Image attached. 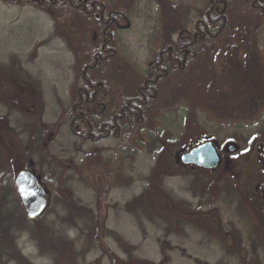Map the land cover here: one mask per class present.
Instances as JSON below:
<instances>
[{"label":"rangeland","instance_id":"374dc122","mask_svg":"<svg viewBox=\"0 0 264 264\" xmlns=\"http://www.w3.org/2000/svg\"><path fill=\"white\" fill-rule=\"evenodd\" d=\"M100 1L125 9L109 41L119 57L108 74L117 101L149 77V62L167 37L177 38L171 26L191 31L207 0ZM231 4L243 12L238 22L231 13L195 67L163 87L153 127L125 144L81 140L64 120L75 88L84 86L74 48L81 18L70 14L59 25L36 6L0 0V172L11 171L2 208L16 203L21 170L32 171L49 196L39 220L14 233L32 264H111L107 250L153 264H264L254 192L262 180L257 156L264 157V11ZM125 67L127 79L119 72ZM109 97L97 101L108 105ZM39 131L45 146L30 147ZM199 138L220 147L218 172L179 164ZM63 240L71 245L65 253ZM4 254L3 264H18Z\"/></svg>","mask_w":264,"mask_h":264},{"label":"trees","instance_id":"16d2710c","mask_svg":"<svg viewBox=\"0 0 264 264\" xmlns=\"http://www.w3.org/2000/svg\"><path fill=\"white\" fill-rule=\"evenodd\" d=\"M5 1L36 6L51 15L59 25L66 21L70 14L81 18L80 27L83 39L81 41V37L78 38L80 43H77L78 45L74 48L77 64L81 66L80 78L84 86L75 88L73 101L64 113V120L69 123L72 134L81 140H89L91 136L115 135L116 137L120 130L118 125L121 128L123 120L126 123L125 128L129 129L124 132L122 139L125 144L136 132L153 127L154 118L159 112L157 99L161 96L163 87L168 84V88L172 89V79L186 76L191 68L195 67L202 54L212 48L214 42L223 36L231 13L233 18L235 17V23L243 14L242 11H236V8L231 4L232 0H207L206 7L199 14V19L194 23L191 31L187 32L175 25L171 26L170 35L175 33L177 38L172 40L167 37L162 48L149 62L147 70L150 74L149 77L135 84V93L125 94L117 99L118 102L115 101L116 104L111 103L110 107L115 105L114 113L110 112L94 117L91 108L94 105L93 99L109 97L112 91L108 74L110 69L118 63L119 57L109 41L121 18H125V9L123 7L108 8L100 0ZM244 1L253 13L264 11V0ZM169 47H171L170 50ZM119 72L126 79L131 76L127 67ZM109 98L111 99V97ZM119 116H122V119H119ZM43 137V131H39L36 134L35 143L30 140L28 144L30 147L33 145L45 146V143H42L44 142ZM201 139L199 138V140ZM10 173L9 169L0 172V223L6 221L8 224L0 229V264H3L2 255L4 253L18 264H32L17 248L14 233L21 229L24 230L25 225L30 224L31 221H38L41 216L34 220L28 219L18 197H15L16 203L10 210H3L1 196L4 190H11L8 181ZM14 189L12 186V191ZM47 232L39 230L42 237ZM49 243L52 241L49 240ZM68 246L71 247L67 241L63 240L60 247L61 253H65ZM106 253L110 257L111 264H153L142 260L125 261L115 258L108 250Z\"/></svg>","mask_w":264,"mask_h":264},{"label":"water","instance_id":"95a60500","mask_svg":"<svg viewBox=\"0 0 264 264\" xmlns=\"http://www.w3.org/2000/svg\"><path fill=\"white\" fill-rule=\"evenodd\" d=\"M180 162L213 170L219 164V155L214 143L206 139L197 145L191 144L188 150H183ZM13 183L26 217L30 220L40 217L49 206V196L38 178L32 171L21 170L14 176Z\"/></svg>","mask_w":264,"mask_h":264},{"label":"flooded vegetation","instance_id":"af4514ba","mask_svg":"<svg viewBox=\"0 0 264 264\" xmlns=\"http://www.w3.org/2000/svg\"><path fill=\"white\" fill-rule=\"evenodd\" d=\"M171 49V47H169V50ZM122 96H124V95H122ZM109 101H110V103L108 104V105H106V104H104V103H102V102H98L97 101V99H93V102H94V105H92L91 106V108H92V113H93V115H94V117H98V116H100L101 114H107V113H110V112H112V113H114V111H115V105H113V107H110V104L111 103H113V104H116V102H118V101H116L115 102V100H114V102L112 101V99H109ZM96 106H99L100 108H99V110H97V107ZM122 114H123V112H122ZM122 119V116L120 117L119 116V119ZM125 122L122 120L121 121V128H120V125H118V128L120 129L118 132V135L115 137V135H112V136H107V135H105V136H99V137H93V136H91L90 138H89V140H91V141H97V140H101V139H104V138H109V137H114V138H120V139H123L124 138V132H125ZM206 139H204V140H202V141H200L199 139L198 140H196V141H192L190 144H189V147L188 148H186L185 150H188L189 148H190V146H191V144H193V145H197V144H199V143H202V142H204ZM210 141H212L213 143H214V145H215V147H216V150H217V153H218V155H219V164H218V166L215 168V169H213V170H210V169H204V168H202V167H197V166H195V165H191V164H188V165H184V164H182L181 162H180V154L178 155V158H179V164L181 165V166H185V167H187V166H189V167H191L192 169H194V170H196V171H198V172H202V173H204V172H210V173H214V172H218L219 170H220V166H221V164H222V161H223V155L221 154V152H220V147L216 144V142H214L213 140H211V139H209ZM124 142V141H123ZM264 148V147H263ZM262 148V149H263ZM229 150H233V149H237V147H235V146H229V148H228ZM264 158V157H263ZM261 156H257V160L260 162L259 163V165H260V171H261V175H262V180L260 181V182H257L256 183V185L254 186V192H256L257 194H259L260 195V202H261V205H258V203L256 202V198H255V196L253 195L252 196V199L255 201V203L259 206V208H260V210H261V218H262V222L264 223V159H263ZM225 171V170H224ZM228 171V170H227ZM229 172V171H228ZM258 200V199H257ZM255 264V263H254Z\"/></svg>","mask_w":264,"mask_h":264}]
</instances>
